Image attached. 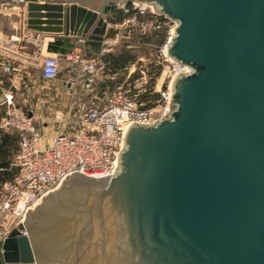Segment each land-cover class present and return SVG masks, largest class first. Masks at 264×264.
<instances>
[{"label": "water", "instance_id": "95a60500", "mask_svg": "<svg viewBox=\"0 0 264 264\" xmlns=\"http://www.w3.org/2000/svg\"><path fill=\"white\" fill-rule=\"evenodd\" d=\"M11 1L33 31L99 42L108 14L153 5L192 71L168 118L129 128L115 175L71 173L0 242V264H264V0Z\"/></svg>", "mask_w": 264, "mask_h": 264}, {"label": "built area", "instance_id": "2783aa9c", "mask_svg": "<svg viewBox=\"0 0 264 264\" xmlns=\"http://www.w3.org/2000/svg\"><path fill=\"white\" fill-rule=\"evenodd\" d=\"M148 8L157 14L150 5L135 4L134 13L120 25H107L93 56H84L80 49L64 56L68 71L66 84L71 94L75 95L80 88L92 106L83 104L73 108L67 113L69 116L63 113L61 129L46 144L38 124L40 118L29 105L36 80L32 71L39 70L42 80L53 81L61 72V59L48 51L46 39L39 33L26 31L8 39L0 38V71L10 77L12 87L0 99V109H4L0 127L19 135V147L13 159L19 172L0 187V242L15 229L26 234L23 222L26 213L57 190L71 173L114 176L132 125H152L171 115L174 79L192 71L190 66L168 55L177 21L162 15V22L144 21L136 26L139 40L145 46H150V42L144 41V37L161 30L167 32L153 65H144L145 59L140 56L116 70L107 60L120 40L132 33L133 24ZM120 28H126V35L117 31ZM110 29L113 32L109 34ZM161 67L164 71L159 80ZM17 92L24 95L22 103L17 100ZM99 101L101 104L96 103Z\"/></svg>", "mask_w": 264, "mask_h": 264}, {"label": "crops", "instance_id": "0c3cea01", "mask_svg": "<svg viewBox=\"0 0 264 264\" xmlns=\"http://www.w3.org/2000/svg\"><path fill=\"white\" fill-rule=\"evenodd\" d=\"M104 1L105 0H84V5L93 10H99L104 5ZM39 2L41 3L42 1ZM118 6L121 7L122 3H119ZM116 15L118 14H108L106 16L108 25H120L122 21L126 19L124 18L122 21L113 22ZM27 20V3L21 1L0 3V38L8 39L10 35L24 33L26 31L36 32L28 28ZM112 32L113 29H110L109 34ZM36 33L45 37L48 51L58 57H64L74 49H80L84 54L86 42L90 40L60 33ZM60 38L63 40V46H61V48L67 47L68 49L71 44L73 45V47L69 48L64 54L59 51L49 50V44ZM67 75L68 71L65 70V72H60L55 80L44 81L38 74L34 82V91L32 95H30L29 105L30 108L34 110L35 115L40 118L38 124L42 130L43 142L45 144L50 143L59 132V129H61V115L63 113L67 114L73 111V108L77 109L83 104L92 106L88 96L80 88L77 89L75 95L71 94V88L66 84ZM11 88L10 77L0 71V99L2 95ZM16 95L17 100L22 103L24 95L20 92H17ZM41 101L44 102L43 105L40 104ZM96 103L101 104L100 101ZM67 116H69V114H67Z\"/></svg>", "mask_w": 264, "mask_h": 264}, {"label": "trees", "instance_id": "16d2710c", "mask_svg": "<svg viewBox=\"0 0 264 264\" xmlns=\"http://www.w3.org/2000/svg\"><path fill=\"white\" fill-rule=\"evenodd\" d=\"M133 14V10L130 12L122 13L116 15V17L113 19V22H119L122 21L126 16H129ZM139 15L138 20H142L143 18L140 17ZM158 17V15H156ZM164 19L163 16H160L156 22H162ZM164 31L161 32H155V34H158L157 37L161 39L164 37ZM152 34V35H155ZM150 36L144 37V41H149L150 42ZM100 42L94 41V40H89L86 42V47L84 48V56L89 57L93 56L98 48H99ZM63 46V40L56 39L54 42H51L49 44V50L50 51H59L61 53H66L69 48L73 47L71 44L70 47L67 49L66 48H61ZM107 60L110 62V64L113 66L115 69H120L125 67L130 61L134 60V56L131 55L129 50L123 49L119 50L113 53H110L107 56ZM156 97V95H154ZM4 116V109H0V119ZM19 147V135L15 131H8L4 130L0 127V187L1 185L6 182V181H11L13 180L16 175L19 172V168L13 165V159L14 155Z\"/></svg>", "mask_w": 264, "mask_h": 264}, {"label": "rangeland", "instance_id": "374dc122", "mask_svg": "<svg viewBox=\"0 0 264 264\" xmlns=\"http://www.w3.org/2000/svg\"><path fill=\"white\" fill-rule=\"evenodd\" d=\"M152 8L156 12V8L154 6ZM133 13H134V11H133ZM131 15H129V16H131ZM156 15H158V17ZM129 16H126L125 18H128ZM160 16H162V15L153 14L152 10L150 8H148L140 16L143 19L142 20H137L133 24V25H135V28L133 29L132 33L126 35V33H127L126 28H120L119 30H117L122 35H126L128 37L124 36L120 40V43L117 46H115L113 52H116V51H119V50L121 51L123 49H126V50H129L130 53H131V55H133L134 57H140V56L144 57V59H145L144 65H146V64L148 66L149 65L150 66L153 65V63H155V61L158 59V55L160 54L158 48L161 46V44L165 40V38L167 36V32L165 30H163L164 31L163 33H164L165 36L162 37L161 39H159V37H157L158 34L152 33V34H155V35H152L151 34V38L149 39L150 40V46H145V45H142V41L139 40V37L140 36L138 34V29L136 28V26L137 25H140V23H142L144 21L145 22L146 21H149V22L150 21H153V22L155 21L156 22V20H158V18ZM162 20H164V19H162ZM162 25H165V24H162ZM168 25H171V24H168ZM161 31H158V32H161ZM148 36H150V34ZM59 58L61 59V67H60L61 72H65L66 65H67V60L65 59V57H62V56H60ZM116 70H121V68L120 69H116ZM163 71H164V68L161 67L160 68L159 78H158L159 80L162 79V73H163ZM32 72H33V75L34 76H37L39 74V70H33Z\"/></svg>", "mask_w": 264, "mask_h": 264}]
</instances>
